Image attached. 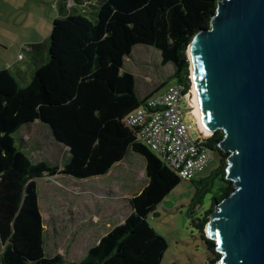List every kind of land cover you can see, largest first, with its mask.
Segmentation results:
<instances>
[{"label":"trees","instance_id":"1","mask_svg":"<svg viewBox=\"0 0 264 264\" xmlns=\"http://www.w3.org/2000/svg\"><path fill=\"white\" fill-rule=\"evenodd\" d=\"M216 2L60 0L61 17L54 19L47 45L29 46L46 49V57L39 52L33 59L31 76L23 80L0 69V264H161L167 244L147 217L182 178L125 121L154 93H137L136 78L123 69L124 61L135 45L151 46L162 66L173 65L167 79L186 91L191 84L187 46L208 27ZM35 120L68 148L60 166L32 161L23 151L18 130ZM222 137L216 130L203 138L202 146L217 155L218 163L205 177L190 179L195 191L188 215L208 250L204 264L220 259L204 234L209 213L234 188L225 178L228 153L217 145ZM129 151L145 163V183L129 199L130 213L80 260L47 255L37 179L58 173L78 179L103 175ZM206 194L210 205L200 215L195 208Z\"/></svg>","mask_w":264,"mask_h":264},{"label":"water","instance_id":"2","mask_svg":"<svg viewBox=\"0 0 264 264\" xmlns=\"http://www.w3.org/2000/svg\"><path fill=\"white\" fill-rule=\"evenodd\" d=\"M186 53L192 118L200 134L223 133L217 145L234 187L204 234L219 264H264V0H217Z\"/></svg>","mask_w":264,"mask_h":264},{"label":"rangeland","instance_id":"3","mask_svg":"<svg viewBox=\"0 0 264 264\" xmlns=\"http://www.w3.org/2000/svg\"><path fill=\"white\" fill-rule=\"evenodd\" d=\"M59 2L60 0H0V58L2 61L16 57L17 53L20 52L19 48L25 43L37 40L38 43L47 45L53 21L61 17L58 8ZM69 12L75 13L73 10H69ZM5 48H8L7 52L4 51ZM44 51L46 57V49ZM26 59L29 60L30 58L25 55ZM37 63H39L38 60ZM123 69L131 70L134 74L136 91L140 96L151 91L160 80H164L166 83L158 91H162L165 87L173 84L172 80L166 79L172 74L173 65L170 63L162 66L159 51L151 46L135 45L130 55L125 57ZM181 106L185 122L191 124L194 136H198L199 133L193 118L188 113L185 100L182 101ZM38 126L37 130H39ZM201 135L208 137L211 133ZM49 153H52L54 163L60 166L66 158L67 150L61 151L59 147L46 148L37 152V160L41 158V154L48 155ZM217 163L218 158L214 154L210 164L197 173L194 179L208 175L217 166ZM130 169L137 177V189H139L145 178V168L144 161L138 154L129 151L123 161L112 168L111 175ZM108 179H111L108 175L86 179L58 175L37 179L44 219L47 255L61 254L71 261L80 260L84 255L82 253L89 246L96 244L100 236L106 233L108 228L105 225L93 228L88 226L87 224L92 222L91 218L87 220L78 219L77 222L71 224L68 210L72 206L75 210H82L81 199L72 203V199H69L73 195L72 192H75L76 194H83V198L91 204L93 202L94 204L95 202L99 203L101 207H104L103 210L101 209L100 215L104 213L110 207L107 208L108 205L100 202L98 197H102L103 192L110 193L112 189L116 192H123L117 185H113L114 187L106 186L104 180ZM194 191L195 187L191 180L181 179L147 217L149 224L165 239L167 244L161 264H204L207 261L208 250L206 245L198 230L192 225V219L188 215ZM119 203L121 218H123L129 212L130 207L126 198H120ZM209 205L210 194H206L203 198V204L198 205L195 210L202 215ZM202 209L204 210L202 211ZM74 215L77 217L76 214ZM100 215L96 220L99 223L101 222ZM217 264L219 263L217 262Z\"/></svg>","mask_w":264,"mask_h":264},{"label":"built area","instance_id":"4","mask_svg":"<svg viewBox=\"0 0 264 264\" xmlns=\"http://www.w3.org/2000/svg\"><path fill=\"white\" fill-rule=\"evenodd\" d=\"M190 86L184 91L181 85L170 84L161 93L150 96L125 118L129 125L136 127L139 141L186 180L193 179L206 168L213 156L210 150L202 146L205 137L200 133L194 136L191 124L183 118V100L191 115L188 100Z\"/></svg>","mask_w":264,"mask_h":264},{"label":"crops","instance_id":"5","mask_svg":"<svg viewBox=\"0 0 264 264\" xmlns=\"http://www.w3.org/2000/svg\"><path fill=\"white\" fill-rule=\"evenodd\" d=\"M70 5L71 4H68V6H70ZM35 43H38L37 40L32 41L30 43H25L22 47L19 48L20 52L17 53L16 57L8 58L5 61H2L0 58V66H1L0 69L6 68L15 77H22L23 80H27L31 76L33 64L35 63V61L34 62L32 61L33 58L35 59V57L37 56V54L39 52H41V54L45 53L44 48L43 49H40V48L38 49L37 47L36 48L35 47L29 48L30 45L35 44ZM7 50H8V48H5L4 51L7 52ZM25 55H27L30 59L25 60ZM127 71L132 73L131 70H127ZM168 77H166V79ZM164 82H165L164 80H160V82L148 93L153 92L154 94H158V93H161L162 91H164L166 89V87L162 91H158L160 87L164 86ZM148 93H146V94H148ZM146 94H144L143 96H145ZM37 125H39L38 126L39 130H37ZM37 131L39 132L38 135H37ZM17 137L21 138L24 141L23 151L27 154V156L32 161L44 160L50 164H55L54 163L55 161L52 160V156H53L52 153H49L48 155L41 154V158L37 160V152H41L43 149H46V148L52 149L53 147H59L61 149V151L66 149L67 154L65 156L67 157L69 155L68 148L66 146H64L63 144L57 142L53 138L50 130L44 124L39 123L37 120L33 121L32 123L23 125L18 130ZM121 161H123V160H121ZM121 161L115 163L109 169V171L103 175H108L109 178H111L110 180L109 179L104 180L106 186L114 187L113 185H115V186L117 185V186H119V188L123 192L125 191L124 194H123V192H116L114 189H112V191L110 193L109 192H103L104 195L102 197L99 196L98 199L103 204L106 203V205H108V206H106L107 208H109V207L110 208L106 209V211L100 215V211H101V209L103 210L104 207H101L100 204L96 203V202H95V204H94V202L92 204L89 203L88 200L83 198V196H82L83 194L81 195V194H76L75 192H72L73 195H71L69 198V199H72L71 203L72 202H78L81 199L82 200L81 201L82 210H78V209L75 210L73 208V206H72V208H69L68 212H69V216L71 218V219H69L71 224L77 222L78 219L87 220V219L91 218L92 222L87 224L88 226L90 225V227L93 228L96 226L98 227L101 225H105L108 228V230L106 231V233H107L113 226L121 223L124 220V218L130 213V210H129L127 215L125 217L121 218L122 215L120 212L121 208H120L119 199L120 198H126L127 203L129 204L128 201L131 198V196H133L135 193H137L142 188V186L144 185L145 178L143 179L142 185L139 187V189H137V177L131 169L130 170H124L123 172L111 175L112 168L119 165V163H121ZM144 168H145V163H144ZM58 175H65V174H59L58 173V174H55L53 176L44 175L43 177H40V178L56 177ZM66 176H69V175H66ZM97 176H102V175H97ZM97 176H92V177H97ZM92 177H88V178H92ZM82 179H86V178H82ZM102 189L105 190V188H103V187H102ZM99 193L101 194V192H99ZM38 194H39V192H38ZM38 197H39V205H40V196H38ZM40 209H41V205H40ZM41 212H42V210H41ZM73 212H74V214H76L77 217H75ZM71 214H72V216H71ZM99 215L101 216L100 221L101 222L103 221L104 223H101V222L99 223L96 221L98 219ZM106 221H108L107 223H109V224H107ZM104 235H102V236H104ZM102 236H100V238ZM99 239H98V241H99ZM93 245H95V244H93ZM93 245H91V246H93ZM91 246H89V247H91ZM2 249H3V245L0 241V254H1ZM87 249H86V251H87ZM86 251H84L82 254H85Z\"/></svg>","mask_w":264,"mask_h":264},{"label":"bare ground","instance_id":"6","mask_svg":"<svg viewBox=\"0 0 264 264\" xmlns=\"http://www.w3.org/2000/svg\"><path fill=\"white\" fill-rule=\"evenodd\" d=\"M191 87H192V83H191V86H190V91H189V94H188V100H189V96H190V92H191ZM210 134V131L204 135H209Z\"/></svg>","mask_w":264,"mask_h":264}]
</instances>
